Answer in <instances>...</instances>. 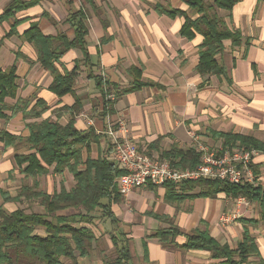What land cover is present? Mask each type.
<instances>
[{"label":"crops","instance_id":"1","mask_svg":"<svg viewBox=\"0 0 264 264\" xmlns=\"http://www.w3.org/2000/svg\"><path fill=\"white\" fill-rule=\"evenodd\" d=\"M10 1L0 0V14ZM167 10L183 12L193 21L199 17L182 0H42L17 13L16 35L7 36L15 19L1 24L0 70L16 65L19 86L17 97L7 98L6 104L13 107L24 101L28 106L13 116L5 111L9 119L0 117V132L27 138L33 123L52 118L65 126L74 116L79 131H93L97 137L84 148V159L105 156L111 161L107 127L119 117L128 122L136 145L158 158L174 148L201 153L200 145L221 155L226 151L219 134L253 136L264 142V0H238L232 11H219L225 24L249 41L239 47L225 41V51L215 57L226 67L228 78L197 71L204 36L194 30L192 38L182 36L185 17L170 16L164 12ZM81 11L88 31L87 48L69 50L57 63L60 72L78 68L79 74L74 93L58 97L49 90L53 75L38 61L36 48L23 35L37 23L46 36L63 34L73 40L76 28L69 19ZM133 67L142 72L147 85L115 100L113 113L102 117L104 98L96 80L125 90L134 81L129 72ZM78 100L82 108L75 113ZM39 101L48 110L37 118L33 111ZM29 153L24 146L6 147L0 141V207L8 212L24 210L25 202L37 208L36 213L44 211L38 202H5L4 195L15 199L25 185H38L50 194L75 186L73 176L68 171L55 173V166L44 175H25V165L17 164L16 155ZM252 169L264 197V153L255 157ZM204 193L197 187L176 200L166 186L150 185L135 189L128 197L120 195L111 203L108 217L95 214L96 221L88 226L96 236L93 250L77 264L113 262L117 250L110 233L128 240L129 264H222L223 260L214 259L210 252L183 248L197 229L207 230L219 244L232 249L249 233L258 248V256L250 261H264V210L260 203L245 198L246 203L239 206L241 197ZM82 211L71 209L68 214ZM233 215L235 220L221 222L223 216ZM173 229L180 231L173 242L165 243L157 236ZM36 233L47 236L44 230Z\"/></svg>","mask_w":264,"mask_h":264},{"label":"trees","instance_id":"2","mask_svg":"<svg viewBox=\"0 0 264 264\" xmlns=\"http://www.w3.org/2000/svg\"><path fill=\"white\" fill-rule=\"evenodd\" d=\"M41 1L11 0L0 14V25L15 19L20 11L39 5ZM182 1L197 11L198 19L193 21L177 10L164 12L170 16L185 17V24L181 30L182 36L192 38L193 30L204 36V49L200 55L197 71L202 75L211 74L228 78L226 67L220 65L215 57L225 51V41H231L233 47L247 46L249 41L239 30L230 29L219 15V11H232L238 0ZM76 20L78 22H75ZM84 20L82 11L73 14L69 19L76 28L73 40L63 34L55 37L46 36L37 23L32 24L23 35L25 41L36 48L38 61L53 75L49 90L58 97L74 93L79 76L78 68L62 73L57 68V63L69 50L86 51L88 31ZM19 23L20 21L15 19L7 36L17 34L16 28ZM88 56L87 53L86 59L89 58ZM16 71V65L8 71L0 70V117L5 120L9 119V116L4 114L5 111H11L13 116L24 110L27 105L24 101H20L13 107H8L6 104L7 98L17 97L19 86ZM129 72L134 81L130 88L122 91L102 79L96 80L104 98V109L100 113L102 117L114 111L116 101L109 100V95H114L117 100L147 85L142 81V72L139 69L133 67ZM81 108V102L78 100L73 111L79 113ZM47 110L46 104L39 101L33 112L35 117L40 118ZM28 128L30 134L27 138L13 136L6 131L0 132V141L6 147L24 146L30 151L29 154L16 155L17 164L25 165L22 172L29 177H34L48 173L49 168L55 166V173L68 171L74 178L75 186L69 191L62 188L59 192L50 194L40 190L38 185L32 187L25 185L15 199L4 195L5 202L36 200L35 202H38L44 211L36 213L19 209L8 212L4 207H0V264H77L80 257H88L93 250L96 236L88 226L96 221L95 214L100 212L104 214V217H108L111 203L120 199L115 180L122 176L124 171L105 156L84 159V148H89L91 142L97 141V137L93 131L88 133L79 131L75 126L74 116L65 126L61 125L58 119L48 118L33 123ZM219 137L224 140V151L243 147L264 153V142L253 136L219 134ZM146 153L151 155L150 151ZM160 159L170 160L177 168L194 169L201 162V153L193 149L185 151L174 148L162 154ZM254 174L257 181L255 171ZM165 186L176 200L180 199L179 195L187 190L200 187L205 191L204 196L214 197L223 192L234 198L244 197L248 200H256L264 210V197L257 183L234 185L221 181L200 180L182 184L179 191L182 193H178L174 184ZM79 208L83 211L68 214L71 209ZM37 230H44L47 236L37 234ZM179 234V230L173 229L161 231L157 236L161 241L170 243ZM110 238L117 250V258L110 264H129L131 255L126 237L110 233ZM183 248L210 252L214 259L223 260L222 264H264L263 260L250 261V258L258 256V248L255 238L249 233L244 235L243 241L237 248L232 249L228 245L219 244L207 230L197 229L188 236Z\"/></svg>","mask_w":264,"mask_h":264},{"label":"built area","instance_id":"3","mask_svg":"<svg viewBox=\"0 0 264 264\" xmlns=\"http://www.w3.org/2000/svg\"><path fill=\"white\" fill-rule=\"evenodd\" d=\"M114 95L108 99L115 100ZM109 99V100H110ZM107 134L113 152V162L124 171L117 179L118 191L122 197H128L135 189L145 186H165L174 184L178 191L186 182L211 180L234 185L255 184L256 176L252 169L256 150L236 148L219 155L206 147H200L201 162L194 169L174 167L170 160L160 159L142 151L132 140L128 122L119 117L115 123L109 122ZM246 199H238L239 206ZM236 219V215L223 216L221 222L227 224Z\"/></svg>","mask_w":264,"mask_h":264},{"label":"rangeland","instance_id":"4","mask_svg":"<svg viewBox=\"0 0 264 264\" xmlns=\"http://www.w3.org/2000/svg\"><path fill=\"white\" fill-rule=\"evenodd\" d=\"M109 97V96H108ZM112 97H114V96H112ZM110 99V98H109ZM116 99V98H115ZM112 102H115V100L113 101V99H110ZM115 123V122H114ZM200 147H202V145H200L199 147H198V149H200ZM110 148H111V145H110ZM139 149L140 150H142V151H144L143 150V148L142 147H140L139 146ZM111 150H112V148H111ZM29 186V185H28ZM117 187H118V185H117ZM40 189V188H39ZM36 200H34V201H32V202H30L31 204H34V202H35ZM23 208H24V210H26V211H33V212H35V211H37L38 209L37 208H35L33 205L32 206H29L28 205V202H25L24 203V205L22 206Z\"/></svg>","mask_w":264,"mask_h":264}]
</instances>
